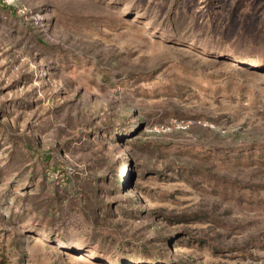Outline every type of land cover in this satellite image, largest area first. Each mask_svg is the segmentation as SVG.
I'll list each match as a JSON object with an SVG mask.
<instances>
[{
	"label": "rangeland",
	"instance_id": "1",
	"mask_svg": "<svg viewBox=\"0 0 264 264\" xmlns=\"http://www.w3.org/2000/svg\"><path fill=\"white\" fill-rule=\"evenodd\" d=\"M0 264H264V0H0Z\"/></svg>",
	"mask_w": 264,
	"mask_h": 264
},
{
	"label": "bare ground",
	"instance_id": "2",
	"mask_svg": "<svg viewBox=\"0 0 264 264\" xmlns=\"http://www.w3.org/2000/svg\"><path fill=\"white\" fill-rule=\"evenodd\" d=\"M254 64H255L254 62L251 63V65H254Z\"/></svg>",
	"mask_w": 264,
	"mask_h": 264
}]
</instances>
